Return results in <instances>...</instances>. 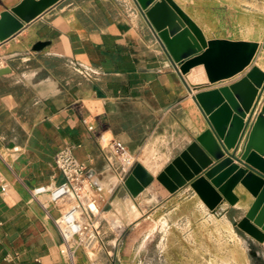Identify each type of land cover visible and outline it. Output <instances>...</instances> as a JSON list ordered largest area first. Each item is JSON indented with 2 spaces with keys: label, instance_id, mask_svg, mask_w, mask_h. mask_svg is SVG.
<instances>
[{
  "label": "crops",
  "instance_id": "crops-1",
  "mask_svg": "<svg viewBox=\"0 0 264 264\" xmlns=\"http://www.w3.org/2000/svg\"><path fill=\"white\" fill-rule=\"evenodd\" d=\"M21 1L0 0V14ZM171 2L205 40L264 41V0ZM39 41L49 44L34 51ZM262 53L259 47L251 65L264 72L256 64ZM249 66L214 84L197 66L184 75L188 90L133 0H58L0 42V264H69L58 252L54 224L63 205L31 194L37 186L63 181L54 155L65 145L74 146V156L94 172L106 214L112 211L129 230L125 237L108 230L106 252L91 264H186V241L174 247L165 238L152 254L157 237L144 235L146 227L187 222V205L195 213L208 209L188 186L170 193L155 176L207 128L192 96L227 86ZM263 100L261 95L256 112ZM81 118L94 124V132ZM111 140L122 143L153 178L135 197L123 186L127 173L108 149ZM233 194L236 204L224 201L214 214L232 226L252 201L240 184ZM231 208L239 212L230 218ZM241 240L250 256L256 252L264 259ZM72 264L90 263L77 250Z\"/></svg>",
  "mask_w": 264,
  "mask_h": 264
},
{
  "label": "water",
  "instance_id": "water-1",
  "mask_svg": "<svg viewBox=\"0 0 264 264\" xmlns=\"http://www.w3.org/2000/svg\"><path fill=\"white\" fill-rule=\"evenodd\" d=\"M58 0H22L0 14V42L18 32L25 23L42 14ZM184 85V75L201 66L210 84L232 79L227 86L198 92L192 99L206 118L203 130L177 157L155 176L170 193L188 186L211 213L226 201H238L233 194L240 184L252 201L235 222L239 236L248 246L262 252L264 245V100L246 135L239 156L236 151L249 121L264 95V72L251 65L261 45L242 41L205 40L197 26L171 0H133ZM48 41L33 45L40 51ZM93 171L87 172L92 180ZM153 180L139 164L123 178L125 190L137 196ZM97 186V181L93 180ZM256 253V252H254Z\"/></svg>",
  "mask_w": 264,
  "mask_h": 264
},
{
  "label": "built area",
  "instance_id": "built-area-1",
  "mask_svg": "<svg viewBox=\"0 0 264 264\" xmlns=\"http://www.w3.org/2000/svg\"><path fill=\"white\" fill-rule=\"evenodd\" d=\"M89 132H94V124L81 118ZM108 149L118 162L122 174H126L135 163V157L119 141L111 140ZM17 151L18 148H13ZM74 146L65 145L54 155V167L63 176V181L54 186L41 185L32 189L33 198L46 194L54 204H62L63 210L54 219L60 235L58 252L72 264L77 250H81L91 264L100 252L105 251V243L100 235L102 224L110 231L116 228L106 218L105 199L101 191L87 176V165L73 154ZM3 181L0 175V182Z\"/></svg>",
  "mask_w": 264,
  "mask_h": 264
},
{
  "label": "rangeland",
  "instance_id": "rangeland-1",
  "mask_svg": "<svg viewBox=\"0 0 264 264\" xmlns=\"http://www.w3.org/2000/svg\"><path fill=\"white\" fill-rule=\"evenodd\" d=\"M256 64L264 67V53L258 56ZM255 114L256 109L249 125L252 123ZM243 142L244 138L238 146L236 156H239ZM238 212L239 210L231 208L228 215L231 218ZM185 215L187 216V222L183 223H177L175 220L170 224L166 222L149 223L144 235L148 233V237H157L156 243L150 245L152 254L158 251L159 248H163V239L168 238L172 244L174 243V247H178V242L186 241L185 244H181V246L187 248L188 257H191L186 261V264H251L252 258L247 252L246 245L238 236L235 225L232 226L226 218L217 217L213 213L204 211V209L203 212L198 211V213H195L192 205H187ZM106 218L115 227L120 226L119 229H114L117 234L123 235V237L129 234V230L125 229L123 221L112 211L106 214ZM106 228L104 225L100 228V235L103 240L107 239L106 233L109 228ZM158 243L161 244L158 245ZM255 249L260 252L257 248ZM260 253L264 254L263 251ZM196 255L198 260H194Z\"/></svg>",
  "mask_w": 264,
  "mask_h": 264
},
{
  "label": "flooded vegetation",
  "instance_id": "flooded-vegetation-1",
  "mask_svg": "<svg viewBox=\"0 0 264 264\" xmlns=\"http://www.w3.org/2000/svg\"><path fill=\"white\" fill-rule=\"evenodd\" d=\"M251 258H252L251 264H264V259L261 255L253 253V255H251Z\"/></svg>",
  "mask_w": 264,
  "mask_h": 264
},
{
  "label": "bare ground",
  "instance_id": "bare-ground-1",
  "mask_svg": "<svg viewBox=\"0 0 264 264\" xmlns=\"http://www.w3.org/2000/svg\"><path fill=\"white\" fill-rule=\"evenodd\" d=\"M124 191V190H123Z\"/></svg>",
  "mask_w": 264,
  "mask_h": 264
}]
</instances>
